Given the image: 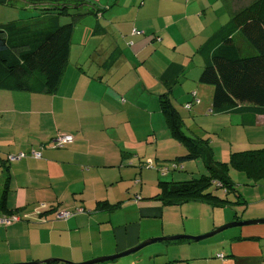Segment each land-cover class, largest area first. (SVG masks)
Instances as JSON below:
<instances>
[{"label": "crops", "instance_id": "crops-1", "mask_svg": "<svg viewBox=\"0 0 264 264\" xmlns=\"http://www.w3.org/2000/svg\"><path fill=\"white\" fill-rule=\"evenodd\" d=\"M149 1L93 0L102 12L90 14L82 28L75 22L72 41L77 33L74 42L81 47L54 93L0 89V195L8 167L7 206L26 214L24 220L0 224V264L49 258L81 262L153 237L198 235L230 221L264 218V181L239 174L245 182L236 185L232 169L243 203L161 205L149 199L158 191V179L183 181L206 173L195 169L200 158L179 159L186 149L168 131L159 93L168 92L185 133L209 137L216 160L264 146V114L246 123L240 114L210 111L213 88L198 80L201 59L195 58L204 39L194 37L207 25L213 32L252 0L196 1L185 15L197 19L195 32L188 38L180 32V40H168L178 8H168V0L150 6ZM17 9L0 6V23L23 16ZM72 54L70 48L68 63ZM172 63L178 68L170 69ZM192 97L187 110L184 104ZM58 133L72 134L74 141L56 147ZM145 161L153 167H145ZM174 162L180 171L172 170ZM102 201L119 207L106 211ZM39 202L53 206L37 212ZM62 211L71 214L59 217ZM185 240L156 242L96 264H264V223L235 226L216 239Z\"/></svg>", "mask_w": 264, "mask_h": 264}, {"label": "trees", "instance_id": "trees-1", "mask_svg": "<svg viewBox=\"0 0 264 264\" xmlns=\"http://www.w3.org/2000/svg\"><path fill=\"white\" fill-rule=\"evenodd\" d=\"M0 6L21 11L32 8L30 15L24 12L23 16L0 23V89L54 93L68 63L75 22L87 14L100 15L101 8L90 0H0ZM70 9L75 11L70 13ZM64 14L72 15L73 20L61 21ZM196 54L201 59L198 80L213 88L211 112L240 114L246 123L256 114H264V0H252L230 13L228 20L197 47ZM169 68L174 70L178 66L172 63ZM192 100L193 97L184 104L187 110ZM158 105L170 135L186 149L179 159L200 158L206 173L183 181L158 179V191L149 199L161 205L203 201L224 207L244 202L230 177V169L242 171L255 182L264 181V146L231 151L226 160H216L209 137L183 131L181 115L168 92L159 93ZM144 165L153 167L150 161ZM172 165V170H179L175 162ZM9 182L6 167L0 195L2 225L24 220L25 216L7 206ZM217 188L225 190V197L215 192ZM118 207L119 203L107 201L101 205L106 211Z\"/></svg>", "mask_w": 264, "mask_h": 264}, {"label": "rangeland", "instance_id": "rangeland-1", "mask_svg": "<svg viewBox=\"0 0 264 264\" xmlns=\"http://www.w3.org/2000/svg\"><path fill=\"white\" fill-rule=\"evenodd\" d=\"M152 1L153 0H150L149 1V3H148V5L150 6L151 5V3H152ZM196 1L198 2V0H192V2H191V4L190 5H186L187 3H189V0H182V2L180 1V0H168V8H178V10H179V12L181 13L180 14V17L179 18H173V20H172V22L169 24V26H168V40H171V38H178V37H180L181 36V34H180V32L182 33L183 32V37H190L195 31L193 30V27H196L197 26V23H198V21H197V19L196 18H193L190 14H188V16L186 17L185 15H186V13H189L190 11H191V6L192 5H196ZM199 1H201V2H203L202 0H199ZM92 2H93V0H92ZM161 7H166L165 5L164 6H156V7H153V8H151V12L152 13H154V14H156L157 12H155L156 10H159V8H161ZM29 10V11H28ZM30 10H32V8H29V9H27V10H22L23 12H27L28 13V15H30L31 14V12H30ZM75 10L74 9H70V13H73ZM143 14V13H142ZM93 16L92 15H90V14H87V16L85 15V16H82L80 19H78L77 21H76V27H79V28H82V26H85V24H86V21L89 19V18H92ZM60 20L61 21H63V22H65V21H72L73 20V17H72V15H70V14H64V15H62V16H60ZM215 31V30H214ZM213 32L210 30V27H209V25H207L206 26V30L202 33V34H198V35H196L194 38H196L197 40H196V42L198 41V40H202V39H204L203 41H205L211 34H212ZM75 36V39H73L74 41H76V39H77V33H76V35H74ZM85 37H90L89 36V34L87 33V34H85ZM181 39V37L179 38V40ZM74 41H72L71 42V48H72V52H73V54H72V59H71V61L69 62V63H67L68 65H66L67 66V68L71 65V66H73V62H74V59H75V56H74V52H76L75 50H76V48H80L81 46H78L77 44H76V42H74ZM82 46H83V44H82ZM170 46H172V44H170ZM199 55H197L195 58H199L198 57ZM76 61V60H75ZM149 61H146L145 62V65L144 66H146V64L148 63ZM149 64V66L151 67V63H148ZM191 65H193V64H190V67H191ZM131 84H129V85H127L126 87L128 88L129 86H130ZM134 90L133 89H131L130 88V90H129V92L131 93V92H133ZM196 122H198L199 123V120H197L196 119ZM183 128V127H182ZM184 130V129H183ZM185 131V130H184ZM260 146H263V145H260ZM259 146V147H260ZM31 153V152H30ZM30 153H28V155H30ZM192 161L194 160V159H191ZM194 162V161H193ZM196 162H197V164H198V167L196 166L195 167V169H196V171H199L200 170V168H202V171H203V169L205 168L203 165V162L201 161V159H197L196 160ZM172 166L173 165H171V168H172ZM199 168V169H198ZM178 171H180V170H178ZM232 171V176H233V179H234V181L236 182V185H241L242 183H244L245 182V180H243L240 176H239V174H244L243 172L241 173V172H238V171H236V170H231ZM236 171V172H235ZM235 174V175H234ZM199 175V174H198ZM197 175V176H198ZM147 190L149 191V184L147 185ZM215 192L216 193H219V194H221V195H223V197H225V191L223 190V188H217V189H215ZM43 203H45V202H39L37 205H36V208H35V211H37V212H44V211H47V210H49L50 208H51V206H53V205H51V204H46L45 203V206H42V204ZM26 215V214H25ZM231 222V221H230ZM228 223V222H227ZM226 224V223H225ZM233 230H235V227H230V228H227V229H224V230H222V231H220V232H218L217 234H215V235H213V236H211V237H209V238H213V239H216V238H219L220 236H222V235H225V234H228L229 232H232ZM143 248H145V247H143ZM142 248V249H143ZM141 249V250H142ZM99 257V256H98ZM84 261H86V260H84ZM71 262H73V261H71ZM81 262H83V261H81ZM73 263H78V262H73Z\"/></svg>", "mask_w": 264, "mask_h": 264}, {"label": "water", "instance_id": "water-1", "mask_svg": "<svg viewBox=\"0 0 264 264\" xmlns=\"http://www.w3.org/2000/svg\"><path fill=\"white\" fill-rule=\"evenodd\" d=\"M256 223H264V218H257V219H248V220H237V221H232V222H228L226 224H222L208 232L202 233V234H198V235H186V234H176V235H170V236H160V237H153V238H149L146 240H143L141 242H139L138 244L124 250L121 252H117L115 254L112 255H107V256H99V257H95V258H91L88 259L86 261L83 262H78V263H73L71 261H66V260H62V259H58V258H49V259H45V260H41V261H32V262H20V263H9V264H48L50 262H54V261H58V262H62L65 264H96V263H102V262H106L109 260H114V259H118L124 256H128L130 254H133L137 251H139L140 249H142L143 247H146L150 244L156 243V242H161V241H165V240H176V239H188V240H193V241H200V240H204L207 239L215 234H217L218 232L230 228V227H235V226H242V225H247V224H256Z\"/></svg>", "mask_w": 264, "mask_h": 264}, {"label": "built area", "instance_id": "built-area-1", "mask_svg": "<svg viewBox=\"0 0 264 264\" xmlns=\"http://www.w3.org/2000/svg\"><path fill=\"white\" fill-rule=\"evenodd\" d=\"M133 33H141L140 30H137L136 28H133ZM74 139L73 135L71 134H64V133H58L56 137L53 140V145L56 147H62L70 142H72ZM24 153H20L19 156H24ZM32 156H39L40 154L38 152H31ZM11 157V156H10ZM14 157V156H12ZM42 206H45V203L42 204ZM71 212L69 211H62L61 213L58 214L59 217H64L67 218ZM8 223V222H6ZM219 256H222V254H219Z\"/></svg>", "mask_w": 264, "mask_h": 264}]
</instances>
